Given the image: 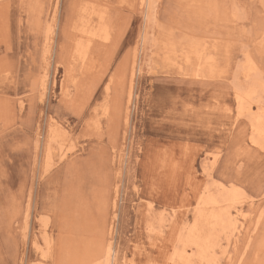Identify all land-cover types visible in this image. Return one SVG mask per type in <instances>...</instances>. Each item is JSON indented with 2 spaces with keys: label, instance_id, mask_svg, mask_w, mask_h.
<instances>
[{
  "label": "rangeland",
  "instance_id": "rangeland-1",
  "mask_svg": "<svg viewBox=\"0 0 264 264\" xmlns=\"http://www.w3.org/2000/svg\"><path fill=\"white\" fill-rule=\"evenodd\" d=\"M259 124L264 0H0V264H264Z\"/></svg>",
  "mask_w": 264,
  "mask_h": 264
},
{
  "label": "bare ground",
  "instance_id": "bare-ground-1",
  "mask_svg": "<svg viewBox=\"0 0 264 264\" xmlns=\"http://www.w3.org/2000/svg\"><path fill=\"white\" fill-rule=\"evenodd\" d=\"M148 2L150 0H147ZM97 16V15H96ZM92 18V17H91ZM109 19V18H108ZM92 20V19H91ZM75 31V30H74ZM79 38V37H78ZM205 38V37H204ZM98 39V38H97ZM109 41V40H108ZM84 43V41H83ZM200 51V50H199ZM76 52V51H75ZM48 55V54H47ZM47 57V56H46ZM44 62V61H43ZM249 62V61H248ZM249 64V63H248ZM251 64V63H250ZM45 65V64H44ZM251 67V66H250ZM45 68V67H44ZM249 69V68H248ZM252 69V68H250ZM43 70V69H42ZM248 72V71H247ZM47 75V74H46ZM261 86V85H260ZM250 87V86H249ZM263 88V87H262ZM254 89V88H253ZM246 91V90H245ZM233 93V92H232ZM246 93V92H245ZM242 92V94H245ZM63 94V92H62ZM241 94V95H242ZM238 99H241V96H237ZM252 109L249 107L248 112L251 113ZM255 115V114H254ZM259 116V115H258ZM258 122V121H256ZM261 123V122H260ZM208 124V123H207ZM257 124V123H256ZM253 126V125H252ZM253 131L257 135H261L264 133V129L260 126H253ZM207 133V132H206ZM48 155V154H46ZM249 169V168H248ZM229 189V188H228ZM233 190V189H232ZM238 192V191H237ZM232 194V195H231ZM231 198H230V197ZM215 197V196H214ZM211 194H207L206 196L202 197L200 202L198 203V207L195 209L194 221L190 226L187 227L186 230H184L181 233V237L179 239V243L181 245L180 249L175 252L177 254V257L181 259L182 261H187V254H186V248H195L197 251L194 252V256L202 261H210L212 259L211 254H213V245L212 243V235L213 232L217 230V228H224L227 225L231 226L234 230L236 227V217L235 215H240V210L235 211L233 217H231L229 212L227 210L221 209L219 206V203L221 201L214 198ZM217 197V196H216ZM220 197V196H219ZM234 192L229 193L228 191L224 196H221L222 201H231L232 198H234ZM203 206H211L210 211H205L204 207H199L200 205ZM264 207V206H263ZM143 223V222H142ZM137 225V224H136ZM143 225V224H142ZM146 235V234H145ZM215 236V235H214ZM228 239V238H227ZM217 246V245H216ZM107 247V246H106ZM176 249V248H175ZM104 254V264H111L110 261H113L112 259V251L110 247L106 248V251ZM114 256V255H113ZM198 262V261H197ZM99 263V262H98ZM186 263H189L188 261Z\"/></svg>",
  "mask_w": 264,
  "mask_h": 264
}]
</instances>
